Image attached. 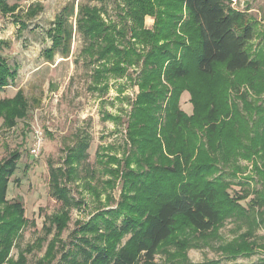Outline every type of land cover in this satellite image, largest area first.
<instances>
[{
	"label": "trees",
	"instance_id": "obj_1",
	"mask_svg": "<svg viewBox=\"0 0 264 264\" xmlns=\"http://www.w3.org/2000/svg\"><path fill=\"white\" fill-rule=\"evenodd\" d=\"M12 1L0 0V11L14 14L18 9L16 1L19 0ZM121 1L126 3V9H129L127 14L133 18V22L140 24L139 19H143L145 14H155L157 21L158 7L166 0L155 3L144 0L140 5L135 0ZM176 2L187 11L194 32L189 38L190 42L183 44L181 39L172 38L175 36L173 24H176V20L168 21L165 25L157 24L153 32L146 34H143L144 31L138 32L133 23L132 36L136 35L137 39L148 41L151 45L144 56L139 55L132 42L123 41L124 26L115 30V21L104 15V9L86 3L78 6L76 28L87 41L82 51L94 64L92 88L107 90L105 82L110 75L117 77L126 72V66L141 64L136 81L140 92L130 111L127 134L133 144L137 137L148 136L151 140L159 135V142L156 139L155 143L160 145L153 143L149 149L140 145V151H148L139 158L127 156L122 162L123 168L132 162L137 167L146 165L149 170L140 173L145 178L137 181L139 187L131 188L136 190L135 193L129 194L128 188L124 189L127 193L117 208L100 212L106 235L97 234L91 240L82 231L83 235L77 236L81 242L75 243L74 253L78 257L75 264H136L139 256L143 262L151 264L163 243L171 242L177 247L188 245L176 235L182 228L180 222L196 233L218 235L219 226L228 217L241 219L246 223L247 230L231 241L217 244V251L229 258L253 253L258 248L264 249V243H258L253 232L255 228H264V109H261L260 115L243 116L245 125L240 128L234 126L235 120L217 127L214 114L203 112L199 120L209 126L208 139L207 142H200L201 157L195 159L190 155L195 138L191 137L195 135L194 132L189 131L192 116L180 108L178 99L182 89L175 90L174 84L176 80H185L193 67L209 77L215 74L217 64L223 65L228 74L241 70L257 72L260 59L249 51L255 29L245 21L242 11L230 7V0ZM40 10V3H31L25 16L34 17ZM73 13L74 4L69 3L55 15L47 30L51 38L50 46L45 49L48 59H52L56 53L68 56L73 31L69 17ZM21 22L25 26L24 21ZM119 42L122 44L118 46ZM180 44L184 48L181 56L176 58L172 45ZM6 46L8 44L0 39V50ZM16 69L0 53V91L11 85ZM261 78L264 81V74ZM165 81L173 86L172 90ZM29 106L21 89H17L12 96L0 98L3 126L13 127L18 119L26 118ZM89 145L88 136H79L72 146L67 145L62 165L54 166L49 162V192L63 205L70 204L66 184L81 178L78 167L87 158ZM176 150L181 158L168 159L167 156ZM20 157L21 152L17 148L0 162V264L24 263L26 259L23 252L18 254L16 260L8 258L9 250L28 223L20 198L10 201L6 197L10 177L16 171ZM240 159L251 164V168L243 176L244 180L235 182L238 171L242 173L248 170V164L241 165ZM250 181L260 186H253ZM235 183L241 185V190L232 194L230 189ZM247 198V204H242L241 201ZM67 216L66 209L49 216V224L43 226L45 233H50L51 224L56 226L57 232L60 231L66 224ZM56 233L47 243L39 264H60L53 263L55 253L52 242ZM126 235L128 239L123 243L122 238ZM42 241L37 238L33 246L31 244L25 248L26 252L40 247ZM217 263L218 260H206L197 264ZM251 264H264V258Z\"/></svg>",
	"mask_w": 264,
	"mask_h": 264
},
{
	"label": "rangeland",
	"instance_id": "obj_2",
	"mask_svg": "<svg viewBox=\"0 0 264 264\" xmlns=\"http://www.w3.org/2000/svg\"><path fill=\"white\" fill-rule=\"evenodd\" d=\"M143 1L135 0L139 5ZM149 1L155 3L157 0ZM13 2L9 0V3ZM16 2L18 9L14 14L0 11V39L8 44L0 53L12 68L14 65L17 68L11 85L0 91V98L12 96L17 89H21L30 106L26 118L18 119L13 127L3 126L0 119V162L17 148L21 152L18 167L10 177L6 197L10 201L20 198L28 223L9 250L8 258L16 260L18 254L23 252L26 259L24 263L17 264H39L47 243L57 232L56 226L51 224L50 233L46 234L43 226L49 224V216L66 209V224L56 233L58 239L55 237L52 242L55 253L53 263L75 264L78 261L75 259L78 258L74 253L75 243L81 242L77 236H82V231L91 240L97 234L106 235L100 212L117 208L127 192L135 193L136 190L131 188L139 187L137 181L145 178L140 173L149 170L146 165L137 167L132 162L130 166L123 168L122 162L127 156L139 158L143 152L148 151H140V145H145L146 149L153 143L160 145L155 143L156 139L159 142V135L151 140L148 136L137 137L133 144L127 134L130 111L140 92L136 81L141 64L126 66V72L117 77L110 75L105 82L107 90L92 88L91 73L94 64L83 53L87 41L76 28L79 4L86 3L104 9V15L115 21V30L124 26L123 41L132 42L140 56H144L151 45L148 41L137 39L136 35L132 36L133 23L138 32L144 31L143 34H146L153 32L157 24L165 25L168 21L176 20V24H173L175 36L172 38L181 39L183 44L190 42L189 38L194 32L188 21L187 11L176 0L162 2L158 7L160 12L157 21L155 14H145L143 19H139L140 24L133 22V18L127 14L129 9H126V3L121 0ZM31 3H40L42 10L34 17H26L25 12ZM69 3L74 4V13L69 17L73 29L70 52L67 57L56 53L52 59H48L45 49L50 46L51 38L47 35V30L55 15ZM230 7L242 11L245 21L255 29L249 51L252 56L260 59V69L257 72L241 70L228 74L223 65L217 64L215 74L209 77L193 67L185 80L174 82L175 90L182 89L178 99L180 108L192 116L189 131L194 132L195 135L191 137L195 138L190 155L195 159L201 157L200 142H207L208 139L209 126L199 120L204 115L203 112L214 114L217 127L235 120L234 126L240 128L245 125L243 116L260 115L261 109H264V81L261 78L264 74V0H230ZM21 21H24L25 26L21 25ZM121 44L119 42L118 46ZM183 44L172 45L176 58L181 56ZM167 85L173 89L172 85ZM38 133L41 147L38 155H33L29 150ZM79 136H88V156L78 167L81 178L66 184L71 201L70 204L63 205L49 192V162L54 166L62 165L67 145L72 146ZM177 152L178 150L167 158H181ZM110 156L113 158L110 159ZM239 163L248 164L243 159ZM250 168L251 164H248V170L242 173L238 171L234 181L244 180L243 176L248 174ZM252 182L250 184L253 186H260L259 183ZM126 188L128 191L124 190ZM240 190L241 185L235 183L230 192L237 194ZM248 199L241 203L246 205ZM179 224L182 228L176 235L188 245L177 247L171 242L163 243L151 264H197L206 260H218L217 264H251L264 258L263 248L229 258L215 248L217 244L231 241L247 230L246 223L241 219L228 217L219 226L218 235L196 233L186 224ZM253 232L255 240L264 243V228H255ZM37 238L43 240L41 246L26 252L25 248L36 242ZM127 239L128 235L122 238V242ZM136 264L149 263L143 262L139 256Z\"/></svg>",
	"mask_w": 264,
	"mask_h": 264
},
{
	"label": "built area",
	"instance_id": "obj_3",
	"mask_svg": "<svg viewBox=\"0 0 264 264\" xmlns=\"http://www.w3.org/2000/svg\"><path fill=\"white\" fill-rule=\"evenodd\" d=\"M35 143L32 145V147H30V152L33 155H38L39 151H40V147H41V137L39 135V133L36 135V139H35Z\"/></svg>",
	"mask_w": 264,
	"mask_h": 264
}]
</instances>
